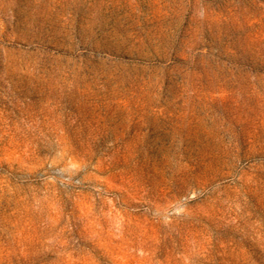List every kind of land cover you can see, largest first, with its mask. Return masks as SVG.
<instances>
[{"label": "rangeland", "instance_id": "1", "mask_svg": "<svg viewBox=\"0 0 264 264\" xmlns=\"http://www.w3.org/2000/svg\"><path fill=\"white\" fill-rule=\"evenodd\" d=\"M0 264H264V0H0Z\"/></svg>", "mask_w": 264, "mask_h": 264}]
</instances>
